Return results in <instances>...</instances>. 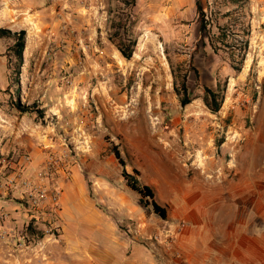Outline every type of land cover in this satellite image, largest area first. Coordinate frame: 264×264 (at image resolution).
I'll return each instance as SVG.
<instances>
[{"label":"rangeland","instance_id":"374dc122","mask_svg":"<svg viewBox=\"0 0 264 264\" xmlns=\"http://www.w3.org/2000/svg\"><path fill=\"white\" fill-rule=\"evenodd\" d=\"M196 2L135 0L137 45L127 60L108 38L113 19H129L119 0H0V29L26 33L20 66L9 59L13 40L0 33V195L20 190L12 177L47 184L69 165V180L79 176L99 207L119 214L123 199L138 203L122 176L135 169L170 213L234 205L241 221L255 205L264 221V0H201L206 32ZM220 28L226 42L214 40L215 52L209 37ZM174 75L179 85L186 76V106ZM218 83L224 101L212 113L203 89ZM141 206L147 220L160 219ZM41 231L0 242V264L48 263L51 243L61 242ZM143 237L154 247L162 235Z\"/></svg>","mask_w":264,"mask_h":264},{"label":"crops","instance_id":"0c3cea01","mask_svg":"<svg viewBox=\"0 0 264 264\" xmlns=\"http://www.w3.org/2000/svg\"><path fill=\"white\" fill-rule=\"evenodd\" d=\"M81 180L76 176L63 186L62 233L56 239L61 243H51L53 258L43 264H264V221H258L259 215L254 218L252 213L261 211L255 205L247 206L241 221L233 213L237 206L210 203L169 212L167 220L149 221L139 200L130 204L123 199L119 214L99 207ZM7 194L1 193L0 207L10 220L0 222V231L11 230L17 240H24L29 219L26 201L12 200V196L22 200L21 190ZM153 233L162 235L161 242L154 247L144 244L143 235Z\"/></svg>","mask_w":264,"mask_h":264},{"label":"trees","instance_id":"16d2710c","mask_svg":"<svg viewBox=\"0 0 264 264\" xmlns=\"http://www.w3.org/2000/svg\"><path fill=\"white\" fill-rule=\"evenodd\" d=\"M119 2H121L125 6L126 14L129 17V19L124 20V19H120L119 17L113 19L111 21V33L109 34L108 38L110 42L113 45H115V47L120 52L122 57H124L127 60H130L133 57V54L135 53L136 45H137V37L134 31L135 21L132 20L133 17L132 8L135 5V0H119ZM196 8L201 18L200 30L202 32H206V29L210 25V23L208 22L209 18L207 19L208 16L205 12L201 0H197ZM223 29L224 28H220V31L218 32L216 39L209 37V45L211 46L212 50L215 52L219 49V47H217L216 42H220L221 44H224V42H226L227 34L224 33L225 31ZM0 33L2 35L8 34L9 38L13 40V44L9 47V52H12L9 53V59L14 58L16 61H18L19 63L18 66H20L23 62V52L26 47L25 31L11 33L6 29H0ZM246 48H247V43H245L243 51H245ZM244 57L245 54L243 53L240 63H242L243 59H245ZM230 60L233 69L236 71H240L241 66L235 65L236 61L232 59V56ZM8 66H10V64H8ZM174 77H175V90L180 97L181 104L183 106H186L192 102V98L187 88L186 76L182 77L181 79L182 82L180 85L176 82L178 77L176 75H174ZM203 91H204L203 101L205 105L212 113H217L221 109V106L224 101L225 85L222 86L220 83H218L215 89L204 87ZM113 153L115 154L119 163L124 168L125 164L115 147ZM133 172L134 174L132 175L126 173V171H123L122 176L126 181L127 186L133 192L137 193L139 203L141 205H145L149 207L152 213L155 216L159 217L161 220H167L170 210L169 206L167 204L161 205L156 199L155 189L149 185H142L137 179V176H139L138 171L133 169ZM34 229L37 231L35 232ZM41 230L42 229H38L33 222H30L28 227L26 228L27 231L26 240L30 237H34V235L35 234L37 235V233H38L37 237L42 235Z\"/></svg>","mask_w":264,"mask_h":264},{"label":"built area","instance_id":"2783aa9c","mask_svg":"<svg viewBox=\"0 0 264 264\" xmlns=\"http://www.w3.org/2000/svg\"><path fill=\"white\" fill-rule=\"evenodd\" d=\"M51 166H54L52 160L49 161ZM49 166V168H52ZM72 169L66 165L62 169V177L52 176L51 180L45 183H36L31 179L23 176L9 179V184L16 186L21 190L23 201H26L28 208V224L33 222L38 229H44L45 235L52 234L55 238L62 233V226L60 221V198H61V183H64L72 175ZM10 214L0 207V222L9 221ZM182 227L184 224L181 225ZM23 240L16 239L13 231L4 229L0 231V242L8 245L21 244Z\"/></svg>","mask_w":264,"mask_h":264}]
</instances>
